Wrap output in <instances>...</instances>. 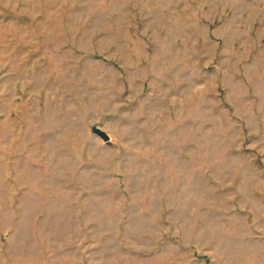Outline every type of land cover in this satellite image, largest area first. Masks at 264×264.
<instances>
[{
	"label": "rangeland",
	"instance_id": "rangeland-1",
	"mask_svg": "<svg viewBox=\"0 0 264 264\" xmlns=\"http://www.w3.org/2000/svg\"><path fill=\"white\" fill-rule=\"evenodd\" d=\"M0 264H264V0H0Z\"/></svg>",
	"mask_w": 264,
	"mask_h": 264
},
{
	"label": "water",
	"instance_id": "water-1",
	"mask_svg": "<svg viewBox=\"0 0 264 264\" xmlns=\"http://www.w3.org/2000/svg\"><path fill=\"white\" fill-rule=\"evenodd\" d=\"M97 134L99 135V136H101L104 140H108L109 139V135L105 132V131H103V130H100V129H97Z\"/></svg>",
	"mask_w": 264,
	"mask_h": 264
}]
</instances>
